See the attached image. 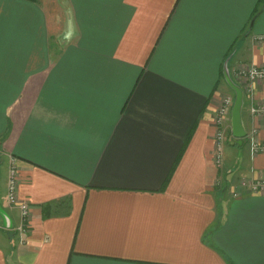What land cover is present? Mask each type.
Instances as JSON below:
<instances>
[{
  "label": "crops",
  "instance_id": "0c3cea01",
  "mask_svg": "<svg viewBox=\"0 0 264 264\" xmlns=\"http://www.w3.org/2000/svg\"><path fill=\"white\" fill-rule=\"evenodd\" d=\"M260 36L264 0H0V264H264Z\"/></svg>",
  "mask_w": 264,
  "mask_h": 264
},
{
  "label": "built area",
  "instance_id": "2783aa9c",
  "mask_svg": "<svg viewBox=\"0 0 264 264\" xmlns=\"http://www.w3.org/2000/svg\"><path fill=\"white\" fill-rule=\"evenodd\" d=\"M259 40H264V36H260L258 38ZM238 73L242 75L250 84H252L255 80L258 79H264V67H255L246 65L243 67H240L238 70ZM231 98L226 96L223 98L222 104H220V107L218 111L215 114L214 119V126H215V133H214V139H215V146H216V152L215 155L217 160L221 159V142H223V132L221 131V124L222 120H224L223 116H225V113L227 112L229 106L231 105ZM250 114L252 116H264V104L258 105L253 104L250 106ZM257 129L254 127L251 129V131L247 134L249 137L250 147L253 154H258L260 152L264 153V141H259L256 138ZM9 171H8V179H7V186H6V197H7V203L16 206L20 210V215L23 220V223L20 225V230L25 231L28 229L29 223V205L24 202L23 200L19 199L18 197V184H19V170L18 167L14 162H11L9 164ZM245 183V180H243ZM250 187L252 191H264V178L254 179L253 181H250ZM235 195L237 193H234Z\"/></svg>",
  "mask_w": 264,
  "mask_h": 264
},
{
  "label": "water",
  "instance_id": "95a60500",
  "mask_svg": "<svg viewBox=\"0 0 264 264\" xmlns=\"http://www.w3.org/2000/svg\"><path fill=\"white\" fill-rule=\"evenodd\" d=\"M228 77V76H227ZM228 83L231 85V87L235 90V98H234V103L232 104V121L233 123L236 124H240V109H241V104H242V90L241 88L234 84L231 80H229L228 77ZM237 135H241V134H237ZM237 142L239 143L240 140H237Z\"/></svg>",
  "mask_w": 264,
  "mask_h": 264
},
{
  "label": "rangeland",
  "instance_id": "374dc122",
  "mask_svg": "<svg viewBox=\"0 0 264 264\" xmlns=\"http://www.w3.org/2000/svg\"><path fill=\"white\" fill-rule=\"evenodd\" d=\"M246 64L247 63H240V64H238L237 66H235L236 67V70H235V75H236V78H237V80L239 81V83L240 84H242L241 86L242 87H244L245 86V82H248L244 77H242V75L240 74V73H238V70H239V68L240 67H243V66H246ZM250 84V83H249ZM250 86V85H249ZM224 117V116H223ZM221 131L223 132V134H222V136H223V138L222 139H224V138H226V133H225V131H223V120H222V124H221ZM223 142H224V140H223ZM222 143V142H221ZM224 143H222L221 144V147H222V145H223Z\"/></svg>",
  "mask_w": 264,
  "mask_h": 264
}]
</instances>
